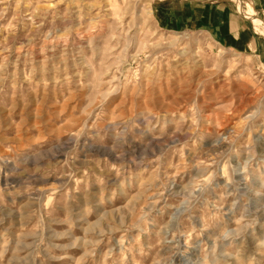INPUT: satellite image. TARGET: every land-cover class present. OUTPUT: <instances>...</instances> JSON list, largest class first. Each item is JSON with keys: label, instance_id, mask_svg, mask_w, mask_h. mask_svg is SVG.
<instances>
[{"label": "rangeland", "instance_id": "1", "mask_svg": "<svg viewBox=\"0 0 264 264\" xmlns=\"http://www.w3.org/2000/svg\"><path fill=\"white\" fill-rule=\"evenodd\" d=\"M0 264H264V0H0Z\"/></svg>", "mask_w": 264, "mask_h": 264}, {"label": "crops", "instance_id": "2", "mask_svg": "<svg viewBox=\"0 0 264 264\" xmlns=\"http://www.w3.org/2000/svg\"><path fill=\"white\" fill-rule=\"evenodd\" d=\"M190 5L189 9L183 8L177 14V18L175 16L177 23L205 25L228 44L245 47L257 46V37L249 32V27L238 15L237 10L226 7L224 4L210 5L203 2H191Z\"/></svg>", "mask_w": 264, "mask_h": 264}]
</instances>
